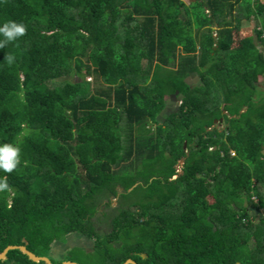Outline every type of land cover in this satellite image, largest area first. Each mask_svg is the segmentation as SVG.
<instances>
[{"label": "trees", "instance_id": "1", "mask_svg": "<svg viewBox=\"0 0 264 264\" xmlns=\"http://www.w3.org/2000/svg\"><path fill=\"white\" fill-rule=\"evenodd\" d=\"M187 1L0 0V25L26 26L0 48V144L21 149L0 254L264 264V2ZM73 234L93 249L54 261Z\"/></svg>", "mask_w": 264, "mask_h": 264}, {"label": "rangeland", "instance_id": "2", "mask_svg": "<svg viewBox=\"0 0 264 264\" xmlns=\"http://www.w3.org/2000/svg\"><path fill=\"white\" fill-rule=\"evenodd\" d=\"M264 2V0H262ZM186 2H188L186 0ZM245 31L250 32L253 28L250 24L245 23L244 27ZM259 48L264 51V47L260 44ZM93 89H95L97 83L100 84V81L94 77L93 78ZM188 82L190 83L191 86H196L200 83V78L197 75H192L189 79ZM258 89H259V93H261L262 95H264V82L260 83L258 85ZM180 105V99L178 97H173L170 101H169V106L168 109L163 113V115L160 117V123L164 121V115L165 114H169L172 112H175L178 110ZM220 130L224 129V125L220 124L217 126ZM181 165H180V169L181 170ZM121 192V190H120ZM113 205L112 207L115 208L118 205V201L117 199H113L112 200ZM103 224V223H102ZM102 232L107 233L110 232V228L108 227L107 224H103V229H101ZM74 247H84L86 249L92 250L93 249V241L89 240L88 238H86L85 236L82 235H70L67 238V241L64 243H57L54 245V249L51 253V256L53 257V260L56 262H61L64 260H67V256H68V251ZM66 262V261H65ZM60 264V263H58Z\"/></svg>", "mask_w": 264, "mask_h": 264}, {"label": "clouds", "instance_id": "3", "mask_svg": "<svg viewBox=\"0 0 264 264\" xmlns=\"http://www.w3.org/2000/svg\"><path fill=\"white\" fill-rule=\"evenodd\" d=\"M26 33V26L13 20H9L0 25V48L8 42L15 41L17 38L24 36ZM15 57L7 56L9 63L14 62ZM21 149L18 145L12 143L0 144V169L4 172H12L20 163ZM9 190V184L6 177H0V192Z\"/></svg>", "mask_w": 264, "mask_h": 264}, {"label": "water", "instance_id": "4", "mask_svg": "<svg viewBox=\"0 0 264 264\" xmlns=\"http://www.w3.org/2000/svg\"><path fill=\"white\" fill-rule=\"evenodd\" d=\"M216 123H217V121H216ZM184 148L187 149V143H185ZM184 162H185L184 159L180 161L181 166H183ZM122 192H123V190H121L120 193H122ZM24 242H25V245H23V246H9L8 248H6L5 251L2 254H0V261H6L8 258V253L10 251L21 250L22 252L26 253L29 256V258L31 260H33L34 262H44L45 264H53L49 257H39V256L35 255L33 252L29 251L27 249V245H28L27 241L24 240ZM143 256L146 257V255H143ZM61 264H79V263L72 262V261H66V262H63ZM125 264H137V263L135 261H133L132 259H129Z\"/></svg>", "mask_w": 264, "mask_h": 264}, {"label": "flooded vegetation", "instance_id": "5", "mask_svg": "<svg viewBox=\"0 0 264 264\" xmlns=\"http://www.w3.org/2000/svg\"><path fill=\"white\" fill-rule=\"evenodd\" d=\"M168 106H169V103H168ZM167 109H168V107H167ZM167 109H166V110H167ZM180 165H181V164H179V166H178L179 169H180ZM183 166H184V164H183ZM183 166H181V167H183ZM182 169H183V168H181L180 171H182ZM97 227L101 230V229H103V224L100 223V222H97ZM76 235H77V234H76ZM93 246H94V244H93ZM74 248H83V249H86V248H84V247H74ZM74 248L70 249L69 251L73 250Z\"/></svg>", "mask_w": 264, "mask_h": 264}, {"label": "crops", "instance_id": "6", "mask_svg": "<svg viewBox=\"0 0 264 264\" xmlns=\"http://www.w3.org/2000/svg\"><path fill=\"white\" fill-rule=\"evenodd\" d=\"M260 213H261L262 215H264V208L260 211Z\"/></svg>", "mask_w": 264, "mask_h": 264}]
</instances>
